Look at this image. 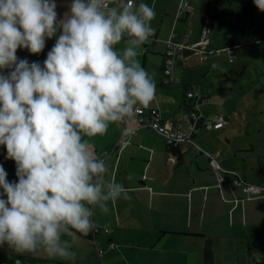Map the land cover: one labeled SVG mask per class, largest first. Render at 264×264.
<instances>
[{
	"label": "clouds",
	"instance_id": "obj_1",
	"mask_svg": "<svg viewBox=\"0 0 264 264\" xmlns=\"http://www.w3.org/2000/svg\"><path fill=\"white\" fill-rule=\"evenodd\" d=\"M254 4L264 11V0ZM55 8L52 0H0V70L11 69L0 71V145L17 177L9 182L0 165V246L74 261L63 237L87 236L97 211L130 198L89 141L153 101L154 74L139 56L156 12L136 0H73L57 21ZM57 30L42 66L18 59V48L38 54Z\"/></svg>",
	"mask_w": 264,
	"mask_h": 264
},
{
	"label": "crops",
	"instance_id": "obj_2",
	"mask_svg": "<svg viewBox=\"0 0 264 264\" xmlns=\"http://www.w3.org/2000/svg\"><path fill=\"white\" fill-rule=\"evenodd\" d=\"M136 2L147 3L156 12L151 21L155 33L143 45V67L147 71L148 61L156 66L152 71L156 94L148 106L159 108L165 125L182 121L188 112L192 102L185 92L198 90L206 94V99L211 94L192 82L199 69L186 58L176 57L173 61V65L179 66L178 82H164V41L171 33L175 43L182 42L186 36V42L194 44L207 16L210 18L207 48L213 51L210 46L216 45L211 54L247 43L245 38L228 45L221 37L222 29L226 33L229 28L241 29L243 22L254 26L257 36L264 39V11L255 6L254 0H188L190 10L177 21L179 0ZM232 20L234 25H230ZM213 29L219 33L217 40H213ZM9 70L1 71L6 75ZM185 84L189 86L186 90ZM182 123L187 127V122ZM222 127L211 128L210 134L202 132V136L196 134L202 128L197 129L190 141L176 146L175 154L170 152L163 136L140 127L136 119L112 124L103 136L90 139L91 151L106 161L110 174L124 185L130 197L110 203L108 214L97 211L92 218L100 228H103L100 224L110 222L112 233L108 237L102 231H92L87 236L76 233L75 237L93 242L89 253L94 260L105 255L107 261L115 263L126 252L129 257L124 259L129 264H264V193L248 198L239 186L230 182L231 173L214 172L210 168L204 152L213 155L223 170L233 171L245 182L257 186H264V165L258 160L254 172L255 164L248 165L247 147H231L228 135L216 131ZM120 129L126 132L127 143L123 147L118 144ZM107 232L108 229L104 233ZM98 245H105V253L98 250ZM4 252L17 259L15 264H79V257L82 264H90L85 256L87 251L83 250H76L74 261L49 258L43 253H18L10 248ZM29 256L34 259L28 260ZM5 260L8 261L6 257L2 261ZM101 264H105L104 260Z\"/></svg>",
	"mask_w": 264,
	"mask_h": 264
},
{
	"label": "rangeland",
	"instance_id": "obj_3",
	"mask_svg": "<svg viewBox=\"0 0 264 264\" xmlns=\"http://www.w3.org/2000/svg\"><path fill=\"white\" fill-rule=\"evenodd\" d=\"M249 22L254 23V20L250 19ZM234 23V20H232L230 25H234ZM240 27H242V30L239 28H229L227 33L226 30L222 29L221 37L226 40L228 45L247 38V43L234 45L233 53H227L225 50H216L215 54H209L208 57L205 58V60L208 58L207 62H202L200 64L197 60L198 54L195 52L185 55L182 59L186 58L192 66L199 69V73L198 71L194 73L192 79L195 86H199L202 91H209L212 94V96L210 94L206 102L201 105V111L204 113V116L214 118L223 115V118H227V126L216 131H224L226 135H228L230 139L228 144H230L231 147L235 145H244L247 147L245 153L249 157V166H252V164H255L258 160L264 165V39H260L256 34L257 29L254 26L251 27L247 22H243ZM212 32L215 34L213 40H217L219 33L216 29H213ZM209 35L210 32L206 38V43H208ZM122 46L123 44L121 46L117 45L116 47L117 49H121ZM210 47L215 51L216 45L212 44ZM25 50L26 49L22 48L17 49L16 56L18 59H23L25 57ZM142 50H145L143 45L141 47V55L139 56V60L143 66ZM149 53L150 52L146 54ZM228 58H231V60L229 61ZM211 62L216 64L217 67L213 68L209 65ZM155 69L156 66L153 62L148 61L147 71L152 74V71ZM178 69L179 66L174 64L171 73L173 76L176 75L175 79L179 76L177 72ZM184 83H186V81ZM166 85L168 86V84ZM180 86L182 87V84H180ZM202 132L211 133L210 129L202 128L199 129L196 134L201 135ZM197 143L200 144L198 140ZM202 147L204 146H201V148ZM235 162L239 164V159H236ZM253 166L255 167L254 172H256L258 165L255 164ZM100 226L103 227V229L106 227L108 232L110 229L109 233H104V231H102L101 234H105L103 236L108 237L112 233L110 222L103 225L100 224ZM63 239L69 240L72 245V251H87L85 256L86 259H89L90 264H101V260H104L105 264L130 263L124 259V257H129V254L126 252L123 253L124 257L121 259L118 258L115 263L111 260L107 261L105 255H102L101 260L99 258H95L94 260V256L89 253L93 242H86L79 237L73 239L72 237L64 236ZM106 246H108L107 243ZM7 249H9L7 245L0 246V264L3 263L2 260L4 257H6L11 264H15L17 259L7 255L4 252ZM98 250H100L101 253H105V245H98ZM81 259L82 257L77 259L79 264H82ZM20 264L30 263L21 262Z\"/></svg>",
	"mask_w": 264,
	"mask_h": 264
},
{
	"label": "built area",
	"instance_id": "obj_4",
	"mask_svg": "<svg viewBox=\"0 0 264 264\" xmlns=\"http://www.w3.org/2000/svg\"><path fill=\"white\" fill-rule=\"evenodd\" d=\"M118 3L119 0H116ZM190 10V5L188 0H179L177 10H176V16L175 20H179L181 17L186 15L188 11ZM188 23H190L188 21ZM210 18L205 17L203 20L202 28L200 30L199 39L194 44H188L187 37L185 36L183 38L182 42L175 43L172 40V34L164 41L165 44V53H164V82H178V79H175L174 76H172V66L173 61L178 57L181 59L183 54L186 51H191L197 53V60L200 63H202L205 58L211 54L214 53V51H209L207 48L206 38L208 36L209 30H210ZM178 50V51H176ZM227 53H233V48L229 47L227 49H224ZM231 58H229V61ZM186 98L191 100V108L189 111L183 116L182 121L176 122L173 124L165 125L163 123L161 112L157 107L153 106H140L138 109V112L136 116L133 119H136L138 122V125L140 127H146L153 131H155L157 134L163 136L166 145H172L177 146L180 142L184 141H190L191 137L194 135L196 130L198 129L199 125L204 127L205 129L210 128H219L226 124L225 118L222 116H217L214 118H208L203 116V113L201 111V105L206 102V94L199 92L198 90L195 91H187L185 93ZM182 122H187V127L183 126ZM130 131V133H132ZM126 132L123 129H120V140L119 145L123 147L126 144ZM197 149H199L196 146ZM204 154L208 157L209 166L214 172H227L231 173V179L230 182L235 185L239 186L241 190L248 195V198H252L253 196L262 195L264 193V186H257L250 183L245 182L242 180L235 172L233 171H226L223 170L219 164L217 163L215 157L207 152H204ZM104 231L106 232L107 229H103L100 227H97V229L93 232H100ZM2 264H10L7 261H3Z\"/></svg>",
	"mask_w": 264,
	"mask_h": 264
},
{
	"label": "trees",
	"instance_id": "obj_5",
	"mask_svg": "<svg viewBox=\"0 0 264 264\" xmlns=\"http://www.w3.org/2000/svg\"><path fill=\"white\" fill-rule=\"evenodd\" d=\"M58 37L55 35L50 39L45 40V46L43 48V50L38 53V54H30V57L27 59L28 62H38V63H43V61L46 59L47 57V53L51 50V48L54 46L56 39ZM191 53V51H186L183 56L187 55ZM165 64V63H164ZM164 64L162 66V70L164 69ZM189 86L187 84L184 85V89L186 90ZM186 93V92H185ZM186 97V96H185ZM189 109L191 108V105H188ZM189 111V110H188ZM199 128H203L204 127L200 126ZM211 129V128H210ZM167 147L169 148L170 152L175 154L176 153V146H172V145H167ZM7 156V151L6 148L3 145H0V165L3 166L4 170L7 173V177L6 179L9 182H17V177H16V165H15V161L10 160V159H6ZM101 232V231H100ZM96 233V232H95ZM28 260H33V257H27ZM6 261V260H5ZM8 262V261H7ZM10 263V262H9Z\"/></svg>",
	"mask_w": 264,
	"mask_h": 264
},
{
	"label": "water",
	"instance_id": "obj_6",
	"mask_svg": "<svg viewBox=\"0 0 264 264\" xmlns=\"http://www.w3.org/2000/svg\"><path fill=\"white\" fill-rule=\"evenodd\" d=\"M52 2L55 3V5H56L55 11L57 13V21L61 20L66 13H70V5L73 2V0H52ZM57 32L60 35V30H57ZM28 52L29 51L26 49L25 55ZM29 63L31 64L33 62H29ZM40 64H41V66L43 65V63H40ZM9 71H11V69ZM7 73H6V75H7Z\"/></svg>",
	"mask_w": 264,
	"mask_h": 264
},
{
	"label": "flooded vegetation",
	"instance_id": "obj_7",
	"mask_svg": "<svg viewBox=\"0 0 264 264\" xmlns=\"http://www.w3.org/2000/svg\"><path fill=\"white\" fill-rule=\"evenodd\" d=\"M56 36L58 37L59 36V34H58V32L56 33ZM30 52H28L26 55H25V57H24V59H28L29 57H30Z\"/></svg>",
	"mask_w": 264,
	"mask_h": 264
}]
</instances>
